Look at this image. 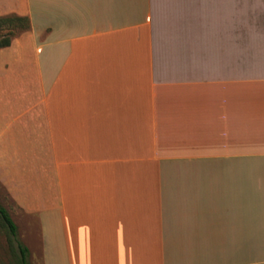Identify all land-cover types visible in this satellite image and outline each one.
<instances>
[{
  "label": "crops",
  "instance_id": "crops-1",
  "mask_svg": "<svg viewBox=\"0 0 264 264\" xmlns=\"http://www.w3.org/2000/svg\"><path fill=\"white\" fill-rule=\"evenodd\" d=\"M2 14L29 21L0 49V197L33 220L34 249L12 221L28 264H264V0Z\"/></svg>",
  "mask_w": 264,
  "mask_h": 264
},
{
  "label": "trees",
  "instance_id": "trees-1",
  "mask_svg": "<svg viewBox=\"0 0 264 264\" xmlns=\"http://www.w3.org/2000/svg\"><path fill=\"white\" fill-rule=\"evenodd\" d=\"M4 23H15L20 31L29 29V21L24 16L6 15L0 17V25ZM12 30H7L0 36V49L9 46L13 35ZM0 228L4 231L5 243L9 253L10 264H28L27 251L17 240L16 227L10 220L6 211L0 206Z\"/></svg>",
  "mask_w": 264,
  "mask_h": 264
},
{
  "label": "rangeland",
  "instance_id": "rangeland-1",
  "mask_svg": "<svg viewBox=\"0 0 264 264\" xmlns=\"http://www.w3.org/2000/svg\"><path fill=\"white\" fill-rule=\"evenodd\" d=\"M6 15H15V14H2L0 15V17L6 16ZM9 29L12 30L14 33L13 34L14 36L12 37V39L26 32V31H20L17 28V25L15 23H7V24L4 23L0 25V36L3 35ZM247 40L252 41L254 40V38H247ZM0 206L3 208L7 207L8 209H11V204L8 202V199L3 194H2V197H0ZM12 221L14 224L15 223L18 224V236L21 238H24L22 240H25L26 244L30 248L34 249L35 247H37L36 246L37 239H36L34 230L32 228L28 227L27 229L25 227L26 224H32L33 220L23 219L19 216H13ZM23 232H25L24 235H23ZM0 264H10L9 263V253L7 251V245L5 243L4 231L1 228H0Z\"/></svg>",
  "mask_w": 264,
  "mask_h": 264
}]
</instances>
